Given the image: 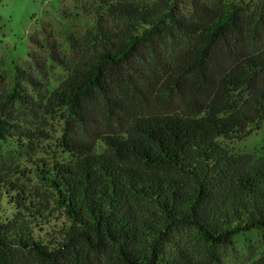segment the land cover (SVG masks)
I'll list each match as a JSON object with an SVG mask.
<instances>
[{
  "label": "trees",
  "instance_id": "1",
  "mask_svg": "<svg viewBox=\"0 0 264 264\" xmlns=\"http://www.w3.org/2000/svg\"><path fill=\"white\" fill-rule=\"evenodd\" d=\"M191 4L189 18L173 0L110 4L115 29L98 23L67 51L46 38L65 77L42 110L77 125L108 114L102 147L64 143L72 163L37 154L45 135L16 109L37 103L17 83L0 95V140L26 151L18 173L47 192L0 171V264H218L215 248L264 229V155L247 163L221 142L264 123V0Z\"/></svg>",
  "mask_w": 264,
  "mask_h": 264
},
{
  "label": "rangeland",
  "instance_id": "2",
  "mask_svg": "<svg viewBox=\"0 0 264 264\" xmlns=\"http://www.w3.org/2000/svg\"><path fill=\"white\" fill-rule=\"evenodd\" d=\"M156 1L158 0H0V95L17 83L18 91L37 103L36 112L28 111L25 106L16 109H21L18 116L21 127L45 135L36 140L34 149L38 155L64 163L74 162L71 150L64 143L80 141L87 142L91 147H102L99 134L102 120L108 119L107 111L98 109L89 115L84 125L72 122L65 124L59 116L62 111L47 114L42 110L40 106L43 105L44 98L65 77L64 69L49 57L46 38L50 37V41L67 51L72 40L90 36L89 32L94 33L98 23L108 29H115L120 25L119 21L106 14L108 5L132 3L147 8ZM173 1L177 4L176 12L179 16H194L195 8L191 0ZM257 1L259 0H199L201 5L212 8L238 4L245 12ZM36 40L39 43H34ZM163 42L166 46L182 45L181 39L176 35L164 38ZM30 53L36 54L39 65L33 62ZM221 142L241 160L253 163L264 155V123L244 140L222 139ZM25 154L26 151L0 140V171L15 174L13 179L18 184L46 198L47 192L32 175L18 173L29 168ZM214 252L220 260L218 264H264V229L237 235L229 244L215 248Z\"/></svg>",
  "mask_w": 264,
  "mask_h": 264
}]
</instances>
